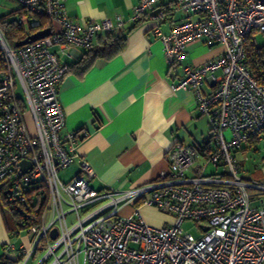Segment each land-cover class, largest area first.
I'll list each match as a JSON object with an SVG mask.
<instances>
[{
  "label": "built area",
  "instance_id": "1",
  "mask_svg": "<svg viewBox=\"0 0 264 264\" xmlns=\"http://www.w3.org/2000/svg\"><path fill=\"white\" fill-rule=\"evenodd\" d=\"M12 1L26 32L45 29V20L50 34L13 47L0 28L6 65L0 72V181L8 180L5 190L17 205L40 204L46 195L38 223L17 233L28 244L7 245L10 260L28 264L43 250L35 264H264V184L243 179L234 157L264 140V68L256 79L243 47L249 36L255 44L254 36H264V0L138 1L131 20L153 23L169 67L180 65L186 47L201 40L223 52L200 66H182L176 85L195 92L197 110L208 118V143L201 149L175 144L167 172L120 192L90 186L94 172L77 154L78 134L64 131L57 86L67 71L60 56L91 47L97 34L122 27L123 20L80 25L63 0ZM166 19L171 25L163 32L159 23ZM207 81L212 87L205 91ZM22 161L29 164L24 173ZM73 164L76 174L63 181L60 171ZM125 205L134 208L128 218L119 215ZM142 205L174 222L146 224ZM184 222L201 233L192 235Z\"/></svg>",
  "mask_w": 264,
  "mask_h": 264
},
{
  "label": "crops",
  "instance_id": "2",
  "mask_svg": "<svg viewBox=\"0 0 264 264\" xmlns=\"http://www.w3.org/2000/svg\"><path fill=\"white\" fill-rule=\"evenodd\" d=\"M138 1H62L68 17L80 25L88 20H108L115 25L119 18L123 26L115 30L132 28L118 55L97 61L82 77L65 73L57 86L65 113L64 131L78 134L76 151L93 169L90 186L96 191L120 192L150 184L167 172V152L175 144L201 149L209 141L204 135L206 125L209 130L208 118L198 112L195 92L176 85L182 78V66L213 61L223 47H212L206 40L194 42L186 47L181 64L169 67L162 44L153 35V23L149 19L136 24L131 20ZM170 25L171 19L159 23L163 32H168ZM103 34L94 37L93 45ZM84 51L70 50L60 61L68 68ZM211 87L207 81L204 89ZM234 157L243 179L264 184V140L237 151ZM76 172L73 164L59 175L68 181ZM144 210L149 219L157 213L151 208ZM149 224L156 226L151 221ZM20 241L28 244L26 236ZM8 244L18 249L19 240L7 230L0 207V264L10 259Z\"/></svg>",
  "mask_w": 264,
  "mask_h": 264
},
{
  "label": "trees",
  "instance_id": "3",
  "mask_svg": "<svg viewBox=\"0 0 264 264\" xmlns=\"http://www.w3.org/2000/svg\"><path fill=\"white\" fill-rule=\"evenodd\" d=\"M17 12L19 15L20 10L17 9ZM141 21H136L135 24ZM46 24L45 20H41L40 29H46ZM0 28L6 40L13 47H17V44L25 41L28 36L39 31L37 28H30L26 32L24 27L19 23L18 17L10 19L6 16H0ZM131 29L126 31L113 30L100 35L97 45L92 44L91 47L85 49L82 56L75 63L68 66L65 73L70 72L78 77H82L97 61H106L115 57L125 47L127 35ZM243 47L246 53V62L253 75L259 80L260 72L264 68V43L257 45L249 36L245 40ZM5 69L6 65L0 53V72ZM8 183V180L0 181V207L7 230L11 235L17 237V233L23 232L28 227L38 223V218L46 205V195L41 199L40 204L24 203L17 205L10 200L9 194L5 190ZM42 195L44 196V193ZM2 264L16 263L5 258Z\"/></svg>",
  "mask_w": 264,
  "mask_h": 264
},
{
  "label": "rangeland",
  "instance_id": "4",
  "mask_svg": "<svg viewBox=\"0 0 264 264\" xmlns=\"http://www.w3.org/2000/svg\"><path fill=\"white\" fill-rule=\"evenodd\" d=\"M17 9H19V5L16 4L14 1H12V0H0V16H6L7 18H10V19L17 18L19 16ZM255 39H256L257 45H262L264 43V36H262V35H256ZM216 46H220V45H213L212 47H216ZM208 134H209V130H208V127L206 125L204 135H208ZM227 135H228V133H227ZM248 165L250 166L249 162L246 163L247 167H248ZM212 170H213V167H211V166L208 167V169H207L208 172H211ZM60 176L62 177V174H60ZM144 208H151L157 212L153 215V219L152 218L149 219V217L145 216ZM139 211H140L139 212L140 217L143 219V221L146 224H149V221H151L152 223H156V226L149 224L150 226H153V227H161L163 225L172 224L174 222L172 216H170L167 213L161 212V211L155 209L154 207L141 206L139 208ZM133 212H134L133 206H127V207H124L121 209V211L119 212V215H120V217L128 218L133 214ZM71 218H72L71 215H69L68 220H70ZM8 219L10 221L9 217H8ZM135 219H138V216H135ZM182 227L194 236H198L201 233L199 231V229L192 223L184 222ZM21 235L23 237L24 233H22ZM19 240H21V237L19 238ZM15 243H16V241H15ZM44 254H45V252L43 250L38 251L35 259L31 260L28 264H35Z\"/></svg>",
  "mask_w": 264,
  "mask_h": 264
},
{
  "label": "water",
  "instance_id": "5",
  "mask_svg": "<svg viewBox=\"0 0 264 264\" xmlns=\"http://www.w3.org/2000/svg\"><path fill=\"white\" fill-rule=\"evenodd\" d=\"M157 11L158 10H155L153 12V15H155L157 13ZM49 34H50V30L49 29H44V30L38 31L35 34H33L31 36H28V38L25 41L17 44L16 46L19 47V46H22V45H25V44H28V43H32L34 41L43 39L44 37L48 36ZM28 165L29 164L27 162H25V161L21 162V167H22L21 173L26 172V167H28ZM50 235H51V239H54L55 236H56V230H52Z\"/></svg>",
  "mask_w": 264,
  "mask_h": 264
}]
</instances>
